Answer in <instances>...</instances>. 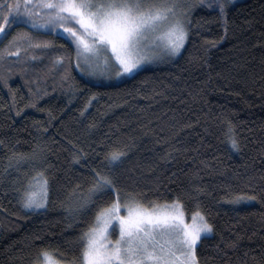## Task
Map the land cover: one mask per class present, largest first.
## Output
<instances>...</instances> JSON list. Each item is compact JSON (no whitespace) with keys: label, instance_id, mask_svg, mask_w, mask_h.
<instances>
[{"label":"trees","instance_id":"1","mask_svg":"<svg viewBox=\"0 0 264 264\" xmlns=\"http://www.w3.org/2000/svg\"><path fill=\"white\" fill-rule=\"evenodd\" d=\"M225 18L227 32L218 7H197L180 54L105 85L78 74L74 57L69 66L73 47L47 30L33 35L48 49L0 62L12 69L9 86L0 81V264H33L41 249L77 264L80 234L111 202L78 208L96 169L147 206L180 198L186 218L205 212L215 230L199 242V264H264V0H229ZM25 27L0 34V50ZM34 150L36 159L15 158ZM113 150L125 154L115 165ZM38 173L45 207L25 208ZM241 194L257 200L233 203Z\"/></svg>","mask_w":264,"mask_h":264},{"label":"snow or ice","instance_id":"2","mask_svg":"<svg viewBox=\"0 0 264 264\" xmlns=\"http://www.w3.org/2000/svg\"><path fill=\"white\" fill-rule=\"evenodd\" d=\"M205 3L218 7L227 32L225 10L229 0H0V34L6 35L18 23L26 26L0 50V62L9 55L48 49L49 41L33 35L36 30H47L66 38L74 47V53L67 55L69 66L74 57L78 68L92 74L101 65L105 69L118 65L117 76L131 73L161 53L180 54L193 28L192 11ZM9 48L15 53H9ZM113 57L117 64H112ZM56 59L63 62L66 57ZM11 72V67L0 72L6 87ZM228 124V140L233 149H239L235 125L231 121ZM38 155L34 150L30 156L16 154L15 158L36 159ZM124 155L113 150L105 158L115 165ZM37 176L41 179L22 196L25 208H40L47 198L48 181L43 173ZM94 197L110 198L111 202L96 210L92 223L80 234L77 264H199V242L215 230L199 207L189 221L180 198L147 206L136 194H123L110 172L99 169L94 170V183L78 208H85ZM255 200L256 194H241L232 202ZM260 200L264 203V196ZM117 227L119 235L111 240ZM229 246L235 247V241ZM62 259L53 250L41 249L33 264H62Z\"/></svg>","mask_w":264,"mask_h":264},{"label":"rangeland","instance_id":"3","mask_svg":"<svg viewBox=\"0 0 264 264\" xmlns=\"http://www.w3.org/2000/svg\"><path fill=\"white\" fill-rule=\"evenodd\" d=\"M231 2H237L238 0H230ZM63 30H60V33L62 34ZM66 39V38H65ZM67 40V39H66ZM69 43L70 41L67 40ZM71 44V43H70ZM72 46V45H71ZM73 47V46H72ZM73 50H74V47H73ZM182 50V49H181ZM74 53V52H73ZM110 49H109V55H110ZM178 55V54H177ZM176 55V56H177ZM176 56H169V55H166V54H159V55H156L154 56L152 59H150L149 61H146L144 63H142L135 71L131 72V73H127V74H121L120 76H117L116 75V71L118 70V65L117 67H112L111 65L105 69L102 65L100 67H98L96 70H95V73L92 74L91 70H85V71H82L80 68H78L76 66V62H75V59H74V67H75V70L78 72V74H80L84 79H86L87 81L91 82V83H94V84H98V85H102V84H108V83H113V82H118V81H121L123 80L124 78H127L133 74H135L136 72L140 71V70H143V69H146V68H150V67H154V66H157L159 65L161 62H164V61H169V60H172L174 59ZM112 64H117V62H115V59L114 57L112 58ZM33 184H35V182H33ZM45 207V201L43 203V205L40 207V208H35V209H42ZM188 219V218H186ZM191 219V216L190 218L188 219L190 221ZM211 234V233H210ZM210 234H207V236H209ZM119 235V229L117 227L116 231L114 233H112L110 235V239L111 240H115ZM63 264V263H62Z\"/></svg>","mask_w":264,"mask_h":264}]
</instances>
